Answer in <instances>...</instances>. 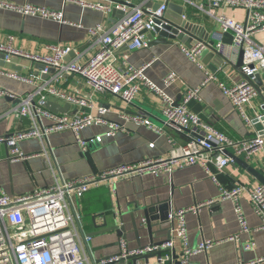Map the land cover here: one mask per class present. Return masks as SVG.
Returning a JSON list of instances; mask_svg holds the SVG:
<instances>
[{
    "label": "built area",
    "instance_id": "2783aa9c",
    "mask_svg": "<svg viewBox=\"0 0 264 264\" xmlns=\"http://www.w3.org/2000/svg\"><path fill=\"white\" fill-rule=\"evenodd\" d=\"M72 1V0H70ZM85 9L97 11L105 18L112 15L113 9L123 10L125 15L116 20L112 26L97 23L88 28V36L92 39L93 54L81 61L76 55L77 48L66 45L47 44L42 55L19 50L13 46L14 36L7 34L5 43L0 42V55L3 56L4 67H0V78L10 79L28 85L31 91L18 97V104L0 114V119L11 117L17 122L29 121V126L8 136L0 137V145L9 149L11 161H24L29 156L19 150V143L30 139L44 140L49 134L69 131L76 144L84 152L89 144L101 143L104 138L115 137L116 132L125 131V126L105 118L107 110L101 107L96 95L117 97L127 105L132 104L139 92L145 88L162 102V126L157 128L148 119L139 115L119 117L125 123L130 122L144 126L155 134L164 135V130L173 131L185 137L182 144L169 139V156L152 158L134 165H120L113 169L99 171L78 179H63L51 187L23 196H9L0 187V264H88L84 253V243L89 237L81 239L83 226L81 217L76 216L69 208L71 199L81 198L91 190L103 185L114 186L121 180H133L137 177L170 175L173 172L199 166L219 187L220 200H229L234 204V214L239 225V233L249 230L243 214L239 198L247 194L250 207L260 221L256 231H264V185L247 186L237 183L232 188L220 186L218 175L233 164L229 154L249 163L253 155L259 151L264 155L263 135L254 138L232 139L203 122L200 115L192 112L188 105L200 101V91L209 82H216L220 92L227 98L233 111L241 117L247 128L252 127V118L247 114V106L257 97L253 87L245 80L238 84L227 85L219 82L209 73L199 60L202 51L207 49L203 43L195 42L191 48L180 47L181 52L204 73L203 82L197 88L186 87L181 94L178 106L168 97L163 89L158 88L144 75L147 65L136 68L126 62H118L116 52L122 48L129 51L147 47L146 35L143 32H154L155 20H161L166 13L168 3H189L188 0H164L157 10L144 5L124 7L120 2L98 0L94 3L72 1ZM199 12L204 13L210 21L220 29V40L214 42L212 49L224 59V66L237 65L238 55L242 52V73L253 80L255 76L262 79L264 85V46L255 43L256 33L264 32V0H198L192 4ZM0 9L20 15L43 18L55 23L73 27H82L64 19L63 13L36 7L29 3L15 5L0 0ZM242 10L245 13L243 22H235L224 14L225 10ZM184 19V17H183ZM232 38V45L221 42L223 34ZM71 54L75 56L69 60ZM21 68L20 72L11 68ZM35 65H44L38 70ZM48 69H54L50 74ZM67 76L79 78L89 89L88 94L79 90L64 89L62 81ZM177 75L169 72L162 80L164 87L172 85ZM14 97L10 92L0 90V98ZM48 101L69 104L70 112L52 113L46 107ZM71 109L76 110L73 114ZM92 112H95L92 114ZM92 126L104 129L96 138L85 139L81 132ZM153 143L149 145L152 147ZM211 205L199 204L188 210H173L168 216L172 224V235L162 249H175L180 243L178 257L181 264H191L195 254L205 253L215 242L207 239L192 247L187 241V228L184 217L196 214L201 208ZM229 240L238 241V236ZM121 256L109 260L117 262L119 258L136 256L152 252L158 247H147L142 250H129L127 242L119 240ZM254 243H245L242 251L251 250ZM105 262L101 261L100 264ZM256 264V263H251Z\"/></svg>",
    "mask_w": 264,
    "mask_h": 264
},
{
    "label": "crops",
    "instance_id": "0c3cea01",
    "mask_svg": "<svg viewBox=\"0 0 264 264\" xmlns=\"http://www.w3.org/2000/svg\"><path fill=\"white\" fill-rule=\"evenodd\" d=\"M4 1V0H3ZM15 5L29 3L36 7H42L53 12H62L64 19L70 23L81 24L82 27H73L66 24H58L43 18L20 15L8 10L0 9V42L5 43V36H14L13 46L19 50L32 54L42 55L47 44L66 45L77 48L78 57L81 61L93 54L92 39L88 36V28L97 23H104L108 28L112 26L114 17L105 18L97 11L83 8L76 0H6ZM86 3H94L98 0H77ZM112 2V0H104ZM118 2H129L131 6L144 5L152 7L160 5L164 0H113ZM189 3L175 2L183 8L184 25L192 34L190 44L202 40L218 42L220 40V29L210 19L192 4L198 0H188ZM224 14L235 22H243L245 13L242 10L228 9ZM158 36L152 32V39ZM255 43L264 46V32L256 33L253 37ZM147 45V44H146ZM184 46L178 41L170 44H156L137 50L129 51L126 47L116 52L118 62L132 64L136 68L148 66L144 75L158 88L163 89L165 94L176 101L181 100V94L186 87L197 88L201 85L204 73L193 62L183 55L180 47ZM209 52V51H208ZM210 53V52H209ZM75 54L67 57L73 58ZM202 67L209 73V68L216 69L212 75L219 82L227 85L238 84L244 78L241 74L227 69L218 64L215 58L205 55L198 60ZM169 72L177 75L176 81L168 86H163V78ZM62 86L68 91L79 90L82 94H88L89 89L79 78L67 76L62 81ZM0 90L10 92L14 97L0 98V114L8 108L18 104L17 98L31 91L32 88L17 81L0 78ZM264 96V92H263ZM200 101L191 102L189 109L200 115L203 122L212 126L228 137L239 140L243 138H254L258 136L253 128H247L241 117L236 114L226 97L220 92L216 82L207 83L200 91ZM95 100L107 110L105 118L112 122L123 123L125 131L116 132L113 138H104L101 143L89 144L82 152L75 142L74 136L69 131L52 133L44 140L30 139L19 143L18 147L23 155L29 156L24 161L13 162L10 156H6L7 148L0 145V187L9 196H23L34 191L43 190L53 186L63 179H78L92 173H98L107 169L116 168L120 165H134L152 158H166L169 156L172 139L177 144L185 142L183 135L173 131L164 130V135L155 134L152 130L130 122H124L120 114L127 116L139 115L148 119L154 126H162V102L152 92L143 88L135 101L127 105L117 97L110 95H96ZM263 102L260 96L247 106L246 112L253 118L261 115ZM74 114L76 110L71 109ZM95 112H92L94 114ZM29 121L17 122L11 117L0 119V137L8 136L13 132L26 129ZM104 129L100 126H92L84 129L81 136L85 139L96 138ZM153 143L152 147H149ZM264 147V137H263ZM249 164L264 173V155L261 151L255 153ZM220 186L232 188L240 183L247 186H259L243 168L235 164L229 165L224 173L218 175ZM196 214H186L184 217L187 228V241L192 247L207 239L213 240L215 244L205 253L195 254L191 264H264V231H256L260 221L254 215L247 194H242L239 204L243 209L245 221L249 230L239 233V225L234 214V204L229 200H220L219 187L207 176L199 166H190L161 177L144 176L133 180H121L116 185H103L99 189L91 190L81 200L71 199L69 208L71 212L81 217L83 234L81 239L95 232L88 221L91 216H98L96 223L102 225L106 220L107 227L112 224L111 211L121 214L125 230L127 232V246L129 250L141 247H149L146 230L142 228V209L151 205L169 208L173 210H188L199 204H207ZM105 217H103V215ZM131 216L139 225L138 238L132 232ZM105 229V228H102ZM101 229V230H102ZM238 236V241L229 240ZM84 243V253L88 264L91 260L101 257L112 256L118 253L119 245L106 247L109 243H117L113 233L100 234L89 237ZM254 243L251 250L242 251L245 243ZM180 249L177 242L175 251ZM155 264V262H151Z\"/></svg>",
    "mask_w": 264,
    "mask_h": 264
},
{
    "label": "water",
    "instance_id": "95a60500",
    "mask_svg": "<svg viewBox=\"0 0 264 264\" xmlns=\"http://www.w3.org/2000/svg\"><path fill=\"white\" fill-rule=\"evenodd\" d=\"M113 1V0H112ZM118 2V1H113ZM124 7L129 8V2H120ZM149 7V6H148ZM158 5H153L151 9L153 11L157 10ZM167 11L164 14L163 18L161 20H155V28L154 33L158 36L157 40L152 39V33L143 32V34L146 35V44L149 46H155L156 44H162L167 45L170 44L171 41H178L180 44L185 45L187 48H191L192 44L191 38L192 34L187 31L185 28L186 19H183V8H181L179 5L174 3H168L167 5ZM125 15V12L123 10L113 9L112 17H114L113 22L116 20L121 19ZM232 38L224 33L221 42L225 43L227 45H232L231 43ZM199 43H203L207 46V49L202 51V53L199 56V60L202 59L205 55H210L215 58V61L218 62V64L224 65V59L218 57L214 50L212 49V46L214 45V42L212 41H205L202 40ZM210 53H209V52ZM3 56L0 55V67H4V64L2 62ZM237 65H230L227 66V69L232 68L236 72L241 74V77L244 78L245 81H247L254 89L256 94L260 96L262 99L263 105H264V85L262 83V79L257 75L253 77L254 79L251 80L250 77L245 76L241 71L242 66V52L238 55ZM11 68L14 71L20 72L21 68L18 66H15V60H11ZM36 69L42 70L44 69V65H35ZM211 73H215L216 69L209 68ZM48 72L50 74H54V69H48ZM18 102V100H17ZM179 99H177L174 103V106H178ZM46 107L49 111L52 113H68L70 112V105L69 104H59L53 101H48L46 104ZM252 127L257 131L259 135L264 136V106L261 110V115L258 118L252 119ZM9 155V149H7L6 156ZM229 157L232 159L233 164L237 165L240 168H243L253 179H255L259 185H264V173H262L260 170L258 171L256 168H253L249 163L243 161L242 159H239L231 154H229ZM171 212L169 211V208L166 207H159L157 205H151L149 207H144L142 209V228L146 230L147 236H148V242L149 247H158V249L149 252V253H142L136 256H128L125 259L119 258V261L117 262H109V260H112L114 258H118L121 256L120 249L118 250V253L107 256V257H101V259L98 260H91L92 264H100L101 261L105 262L104 264H151V262H155V264H181L180 259L178 257V254L176 253L175 249L167 250L162 249L161 246L165 245L169 242L172 235V224L168 223V216ZM103 217L104 214H102ZM111 221L112 224L110 227H107L106 220L103 221L102 225H98L96 221L98 220V216H91L89 221L87 222L88 225L92 227V229L95 231L91 234H88L87 237H95L99 236L100 234L105 233H113L115 235V239L117 240V243H109L106 245V247H115L119 245V240L126 241L127 238V232L125 230V225L123 224L122 216L121 214L115 213L114 211H111ZM131 224H132V232L134 233L135 238H138V231L139 225L134 222L133 217L131 216ZM105 228V229H102ZM102 229V230H101ZM139 250L144 249L145 247H141L138 244L137 247Z\"/></svg>",
    "mask_w": 264,
    "mask_h": 264
}]
</instances>
